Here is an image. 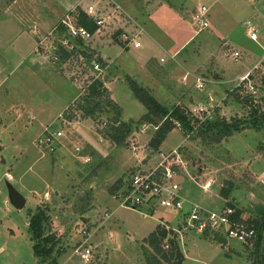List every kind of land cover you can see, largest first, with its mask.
Segmentation results:
<instances>
[{
	"label": "rangeland",
	"instance_id": "obj_1",
	"mask_svg": "<svg viewBox=\"0 0 264 264\" xmlns=\"http://www.w3.org/2000/svg\"><path fill=\"white\" fill-rule=\"evenodd\" d=\"M12 1L0 0V264H147L146 254H155L148 237L160 224L176 233L181 264H257L262 246L256 249L255 237L242 243L223 230L200 233L182 224L171 208L144 215V207L126 208L119 198L128 173L142 160L149 158L150 166L163 156L178 157L173 167L184 210L231 207L240 220L260 219L264 125L251 127L252 110L232 90L237 75L264 60V0H114L143 24L150 44L121 48L113 32L123 21L111 16L83 46L105 67L98 78L116 106L102 104L90 115L82 111L93 102L75 101L92 73L87 63L77 56L63 63L35 51L39 38L58 43V25L39 26L38 32L26 22L25 5L33 3L35 12L46 17L50 0H18L6 9ZM93 2L103 13L112 10L110 0ZM202 5L208 26L199 29L192 14ZM248 22L256 40L247 33ZM256 75L260 81L261 73ZM197 77L204 78L203 88L196 87ZM130 81L163 106L199 112L195 128L175 124L165 142L152 148L149 142L163 121H142L147 109L133 95ZM258 97L264 109L263 86ZM222 118L241 129L223 135L217 125ZM205 120L215 125L206 128ZM57 130L61 136L53 151L38 144L45 132ZM12 191L24 199L22 207L13 204ZM38 210L47 216L42 234L53 235L55 242L43 258L33 253L28 227ZM84 248L90 249L89 259L81 256Z\"/></svg>",
	"mask_w": 264,
	"mask_h": 264
},
{
	"label": "built area",
	"instance_id": "obj_2",
	"mask_svg": "<svg viewBox=\"0 0 264 264\" xmlns=\"http://www.w3.org/2000/svg\"><path fill=\"white\" fill-rule=\"evenodd\" d=\"M108 5L112 6V10L108 14L103 13L104 8H100L96 4H89L84 10H81L95 24L96 28L93 32L76 22L74 16L78 11L71 16L67 15L58 24V30L56 31L58 33V43L47 42V44H44V37L39 38L35 44L36 53L62 62H67L77 56L89 66L92 71L90 76L94 79L98 78V75L105 67H103L101 61L94 60L92 57H86L83 46L88 41L93 40L96 34L101 32L109 24L108 18L113 16V18H117L118 22L123 21L113 32V35L117 38V42L121 44V48L123 49L141 47L140 40L142 35L145 34L143 24L130 16L121 5L114 2V0H110ZM207 11V7L202 5L192 14V21L199 29H204L208 26V21L205 19ZM248 24L250 23L248 22ZM247 33L250 39H257L256 29L251 24L248 26ZM62 51L67 52L69 57L63 58ZM233 56L239 58L240 54L238 51H235L233 52ZM258 72L262 75L260 81L256 75ZM235 79L237 81L233 89L235 92L241 96L252 98L253 100L260 99L258 97V91L260 86L264 87V60L254 64L251 69L240 74ZM75 80L77 79L75 78ZM204 83V78L197 77V88H203ZM189 111L195 116L199 113H194L193 111L195 110ZM176 125L181 126L179 122H176ZM60 136L61 131L59 130L54 132L50 131L49 133L45 132L37 142L41 147L53 151V143ZM74 150L77 154L81 152V148L78 146L74 147ZM168 157L163 156L161 160L150 166L146 165V160L148 161L149 159L147 158L135 166L128 173L125 188L120 192V204L126 208L138 211L144 207L146 209L144 215H148L149 212H154L159 207H168L180 215L182 224L193 226L200 233H216L217 231L223 230L224 234L229 238H236L242 243L251 242L253 237H255L254 229L244 226L237 219L235 220L231 207H227L219 212L203 210L195 206L189 210H184L180 196V188L178 181H176L177 172L173 167V165L177 166L180 160L178 157L169 160ZM85 160L88 161V158H85ZM166 227L169 228L168 226ZM167 247L168 244L165 243L164 248ZM81 256L89 259L90 249L84 248Z\"/></svg>",
	"mask_w": 264,
	"mask_h": 264
},
{
	"label": "trees",
	"instance_id": "obj_3",
	"mask_svg": "<svg viewBox=\"0 0 264 264\" xmlns=\"http://www.w3.org/2000/svg\"><path fill=\"white\" fill-rule=\"evenodd\" d=\"M77 23L85 26L88 28L89 31L93 32L96 28L95 24L93 23L92 19L89 18L87 15L83 13L80 9H78V13L74 16ZM91 54V55H90ZM90 54L84 53L86 57H92L94 54L93 50ZM62 57L67 58L69 54L67 52L62 51ZM96 60L100 61V58L96 56ZM130 89L133 95L146 107L147 113L144 114L142 121H148L149 123L154 122L155 118L162 119L161 125H159L155 131L154 136L149 142V145L157 149L162 141L165 139L168 132L174 129L176 122H179L182 127L188 130H193L198 120L194 119L193 114L184 107L180 105H174L171 108L163 106L160 104L145 88L139 86L133 81L129 82ZM232 94L243 101L246 105L250 107L252 110V121L251 127L257 128L264 125V109H262L261 104L253 100L252 98H248L246 96H241L237 92L233 90ZM105 97V99L103 98ZM261 99V98H260ZM76 103L83 104L86 101L93 102L90 108L86 110L81 109L77 104L76 108L78 110H83V115H90L96 111L101 109L102 104H109L113 107H116L112 98L109 97V92L105 88L103 82L99 78H93L90 76L89 82L86 83L85 87L83 88V93L76 97ZM79 101V102H78ZM73 105H75L73 103ZM68 114L69 112L66 111ZM206 121V120H205ZM207 122V121H206ZM217 123L220 127L224 128L223 135L230 134L231 131H239L242 126L238 122H228L225 119H221ZM204 123V121H201ZM204 124L199 125L202 128ZM215 125V124H212ZM212 125L207 122L206 128L212 127ZM114 126H111V128ZM116 127V126H115ZM112 140L118 142L120 140L119 136L112 135ZM260 219H247V220H240L239 212L234 213L235 220L237 219L246 227H252L255 231V247L257 249L258 245L262 246L261 252L259 255V259L257 260V264H264V234L261 235V230L264 229V208H260L259 210ZM47 216L45 215L44 210H38L36 213L32 214L29 219V231L31 232V238L35 241L32 245L33 253L36 257H47L49 256L54 248V236L53 235H46L42 234V223L46 220ZM167 224H160L157 226L156 230L153 231L148 237V244L152 247L155 254L160 255L157 257L155 254H146L147 264H159L160 260H164L166 262L173 261V264H181L183 261V255L178 249L176 233L171 230V228H167ZM257 235V237H256ZM223 240V239H222ZM221 240V241H222ZM168 244L167 248H164V245Z\"/></svg>",
	"mask_w": 264,
	"mask_h": 264
},
{
	"label": "crops",
	"instance_id": "obj_4",
	"mask_svg": "<svg viewBox=\"0 0 264 264\" xmlns=\"http://www.w3.org/2000/svg\"><path fill=\"white\" fill-rule=\"evenodd\" d=\"M85 1L86 0H50L49 1L50 4H49L48 8H45L46 17H44L41 14L38 15V13L35 12V9L33 7L34 4L29 2L27 4V6L25 5L26 10H27V13L25 14L26 15V22L28 24L31 23L34 26L35 25L38 26L39 29L37 31L40 32L41 30H40L39 26L43 27L45 25L52 24V23H54V24L57 23V25H58L62 19H64L67 15H70V16L73 15L76 11H78V9H80V7H82L80 10H84L89 4H98V3L93 2L94 0H88L87 4L84 6ZM17 4H18V0H14V1H12V3L10 4L9 7H6V9L11 10ZM51 17H54V18L50 19ZM145 32L146 33L142 35L141 40H140L141 41V47L133 48L134 50L140 49V48L145 47V46L149 47L150 41L146 38V36L149 37V34H148V31L146 30V28H145ZM162 49L165 51V48L162 47ZM247 70H249V69H247ZM247 70H245V71H247ZM245 71H243L242 73H244ZM242 73H240V74H242ZM239 75H237V76H239ZM173 130H175V129H172L170 132L167 133V135H166L165 139L162 141V143L165 142L166 138L171 134V132ZM14 174L15 173H13V175Z\"/></svg>",
	"mask_w": 264,
	"mask_h": 264
},
{
	"label": "water",
	"instance_id": "obj_5",
	"mask_svg": "<svg viewBox=\"0 0 264 264\" xmlns=\"http://www.w3.org/2000/svg\"><path fill=\"white\" fill-rule=\"evenodd\" d=\"M10 196H11V200H12L13 204L17 208L22 207V205L24 204V199L20 196L19 193L12 191L10 193Z\"/></svg>",
	"mask_w": 264,
	"mask_h": 264
}]
</instances>
